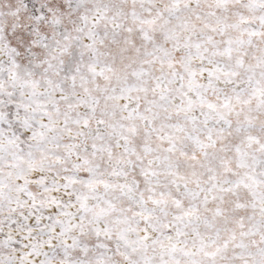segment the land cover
<instances>
[{"label": "snow or ice", "instance_id": "snow-or-ice-1", "mask_svg": "<svg viewBox=\"0 0 264 264\" xmlns=\"http://www.w3.org/2000/svg\"><path fill=\"white\" fill-rule=\"evenodd\" d=\"M0 264H264V0H0Z\"/></svg>", "mask_w": 264, "mask_h": 264}]
</instances>
